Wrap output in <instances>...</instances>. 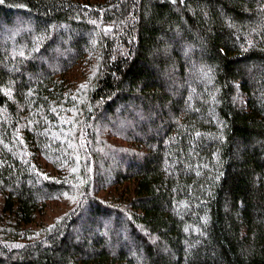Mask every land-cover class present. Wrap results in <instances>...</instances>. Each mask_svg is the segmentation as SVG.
<instances>
[{
	"label": "trees",
	"instance_id": "1",
	"mask_svg": "<svg viewBox=\"0 0 264 264\" xmlns=\"http://www.w3.org/2000/svg\"><path fill=\"white\" fill-rule=\"evenodd\" d=\"M0 264H264V0H0Z\"/></svg>",
	"mask_w": 264,
	"mask_h": 264
},
{
	"label": "snow or ice",
	"instance_id": "2",
	"mask_svg": "<svg viewBox=\"0 0 264 264\" xmlns=\"http://www.w3.org/2000/svg\"><path fill=\"white\" fill-rule=\"evenodd\" d=\"M83 87V86H82Z\"/></svg>",
	"mask_w": 264,
	"mask_h": 264
}]
</instances>
